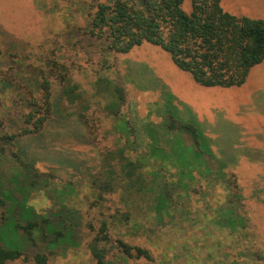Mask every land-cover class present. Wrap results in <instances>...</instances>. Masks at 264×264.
Segmentation results:
<instances>
[{"label":"rangeland","instance_id":"374dc122","mask_svg":"<svg viewBox=\"0 0 264 264\" xmlns=\"http://www.w3.org/2000/svg\"><path fill=\"white\" fill-rule=\"evenodd\" d=\"M105 2L109 0H0V136L20 131V102L28 93L37 96L30 82L39 81L41 70L49 73L53 59L65 64L84 90L89 108L85 114L91 119L89 128L79 108L65 104L60 84L51 76L52 117L38 134L19 138L16 149L39 170L54 172L57 180L30 188L19 173V162L0 154V197L6 202L0 207V236L6 245H21L28 258L10 264H33L37 253L47 254L49 264H96L90 245L103 222L110 238L148 249L153 257L131 259L113 243H100L110 250L109 264H262L254 254L264 255V61L240 87L207 88L179 70L168 53L149 44L127 55H103L100 41L83 30L89 15ZM221 5L237 17L264 19V0H221ZM183 9L192 10L191 0L184 1ZM119 76L128 91L123 114L140 139L132 133L119 141L105 95H95L99 78ZM165 92L174 95L180 116L203 130L214 154V159L204 161L212 174L199 177L196 173L200 194L190 191L192 186L185 187L190 178L181 177L177 166L161 159L144 171L154 190L156 185L178 187L163 216L151 214L147 198H131L123 190L125 195L119 190L100 200L89 174L97 173L105 154L128 144L127 140L130 157L148 154V126H155L162 138L159 112L166 103ZM234 176L239 196L231 184ZM218 209L239 212L246 228L241 232L240 227L230 228ZM125 211L131 214L128 222L120 218ZM59 213L72 228L71 236L59 242L42 238L28 242L15 229L16 223L44 217L56 223ZM2 216L7 218L5 223ZM243 251L248 256H242Z\"/></svg>","mask_w":264,"mask_h":264},{"label":"trees","instance_id":"16d2710c","mask_svg":"<svg viewBox=\"0 0 264 264\" xmlns=\"http://www.w3.org/2000/svg\"><path fill=\"white\" fill-rule=\"evenodd\" d=\"M184 1L109 0L99 3L95 12L89 15L83 30L84 35L100 41L102 54L106 56L127 55L133 49L149 44L168 53L179 70L189 73L195 82L203 87L242 86L251 70L264 61V19L234 16L223 9L221 0H191L192 10L187 13L183 9ZM1 58L0 39V61ZM49 66V73L41 70L39 81L30 82L37 96L33 95V92L28 93L30 95L22 98L20 102L23 109L19 116L22 124L20 131L11 134L5 132L0 136V154L19 162V173L28 181L30 188H39L42 184H51L57 180L54 172L39 170L34 163L27 162L16 149L19 138L38 134L52 117L51 76L59 82L65 104L79 108L80 118L91 128V119L85 114L89 108L85 105L84 90L70 76L65 64L53 59ZM9 84L8 82L7 85ZM3 85L7 86L4 83ZM94 86L95 95L103 94L107 99L106 108L115 122L118 140H122L125 135L129 137L132 133L140 139V135L132 129L130 120L123 114V109L128 103L124 79L120 76L116 79L102 77ZM164 95L163 100H166V103L163 111L159 112L163 118L162 138L155 126H148V154L138 155L133 159L128 155L130 146L127 140L128 144L105 154L102 167L97 173L89 174L88 181L100 200H105V195L123 190L131 198H147L151 214L163 216V211L171 208L170 203H173L174 191L178 187L156 185L157 190H154L148 180L149 175L144 171L150 165L157 166L158 160L161 159H168L177 166L181 177L190 178L188 185L184 184L185 187L192 186L190 191L200 194L196 188L200 184L196 173L199 177L212 174L209 165L204 161H207V157L214 159V154L203 130L199 129L197 124L184 120V117L180 116L181 113L175 110L174 95L170 92H165ZM162 142L165 145H162ZM224 168L223 164L220 165V169ZM234 177L231 184L235 195L239 196V185L236 176ZM0 189H3V185ZM183 194L178 192V195ZM125 199L124 197V201ZM1 206H6V202L0 197ZM217 212L226 219L230 228L240 227L239 232L246 228L245 218L239 212L235 213L230 209L227 212L218 209ZM130 216V211L120 214V218L126 222L130 220ZM55 217L56 223L49 217H44L42 220H29L26 224L16 223L15 229L21 232V236L28 242H35L38 238L59 242L71 236L72 228L66 225L67 217L64 213ZM1 219L4 223L7 220L3 216ZM110 242L124 257L149 261L153 259L148 249L132 246L122 239L110 238L108 225L103 222L94 243L90 245L96 264H109L107 259L110 250L101 247L100 243ZM254 255L256 261L264 264L262 253L258 251ZM242 256H248L247 252L243 251ZM21 259L28 260L23 247L16 244L6 245L0 236V264H10ZM32 261L33 264H49V256L37 253ZM231 264L244 263L234 261Z\"/></svg>","mask_w":264,"mask_h":264},{"label":"crops","instance_id":"0c3cea01","mask_svg":"<svg viewBox=\"0 0 264 264\" xmlns=\"http://www.w3.org/2000/svg\"><path fill=\"white\" fill-rule=\"evenodd\" d=\"M228 8L230 9V6L228 5Z\"/></svg>","mask_w":264,"mask_h":264}]
</instances>
